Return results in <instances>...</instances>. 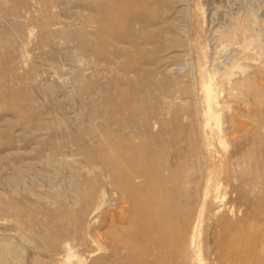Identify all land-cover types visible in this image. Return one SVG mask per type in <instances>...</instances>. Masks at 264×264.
I'll return each instance as SVG.
<instances>
[{
  "label": "rangeland",
  "instance_id": "374dc122",
  "mask_svg": "<svg viewBox=\"0 0 264 264\" xmlns=\"http://www.w3.org/2000/svg\"><path fill=\"white\" fill-rule=\"evenodd\" d=\"M116 1L0 0V264H178L200 220L206 264H264V0H120L171 19L149 62Z\"/></svg>",
  "mask_w": 264,
  "mask_h": 264
},
{
  "label": "bare ground",
  "instance_id": "6f19581e",
  "mask_svg": "<svg viewBox=\"0 0 264 264\" xmlns=\"http://www.w3.org/2000/svg\"><path fill=\"white\" fill-rule=\"evenodd\" d=\"M147 2L148 0H137L136 4L137 7L140 8V10H145ZM113 7L116 13V18L113 23V30H114V41L116 43L117 56L124 57V56H132L133 54H137L141 57L144 58L146 57L147 60L146 62H149V56H151V54L153 55L155 53H165V52L173 53V51H175L176 48L182 47V45L176 43L177 38L173 40L165 36L167 35V32L166 30H164V28L168 26L167 21H170L171 19L167 20L160 16L148 17L146 16L145 13L137 14L131 11L128 8V5H126V7L123 9L120 7V0H118V2L116 1ZM137 27H140V34H138V32L135 31ZM151 39H153L155 42L152 43ZM157 40H163L167 42L169 46L167 48L162 49L161 44H159ZM150 46H151V50H147L146 48H149ZM166 57H170V56H166ZM163 60L166 59L163 58ZM143 64L149 65L148 63H143ZM130 110H134V107L133 109ZM202 140H203L202 148L205 149L204 151L205 153L206 150H209L208 149L209 140L206 137H204V139ZM224 145H226V143ZM178 147H179L178 144L173 142L169 144L168 149L172 148L173 150L177 151ZM206 166L208 167L207 162H206ZM208 171H209V167H208ZM145 177H148V179H153V177L162 179V176L158 175V171L157 173H153V174L147 171ZM206 185H207V194L210 195L213 193L219 194L220 193L219 187L218 188L216 187L214 189L215 191L214 190L212 191L211 188L214 185H220L221 187V185L223 184L219 181H215L213 179V175L210 172H208ZM154 190L157 195H159L161 192L160 189H154ZM167 206H168L167 203H163V204L160 203L161 209L166 210ZM161 209H159L160 211H158V213L157 211L154 212L155 215H153L152 213V216H150L149 218L148 231L150 232V235L147 238L149 241L148 243L151 244L152 248H155L159 252H162L163 249H166L169 245L171 246L172 243V240L169 239L171 235V230H169V228H171L172 226L170 223L171 219L169 216H167L165 210H161ZM199 218L200 217L198 216V219ZM201 236H202V220L197 222V224L195 225L192 231V235L188 241L181 239L177 241L175 249L179 254L177 261L178 264H206L204 258L202 257L203 246L201 244ZM213 253L216 256L217 261L220 264H222L221 257L217 254V252L213 251ZM71 256L77 258L76 257L77 255L73 253ZM71 256L70 258H72ZM76 264H87V263L85 262V260L80 259Z\"/></svg>",
  "mask_w": 264,
  "mask_h": 264
}]
</instances>
